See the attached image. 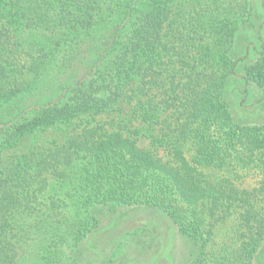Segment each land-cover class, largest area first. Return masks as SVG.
<instances>
[{"label": "trees", "instance_id": "16d2710c", "mask_svg": "<svg viewBox=\"0 0 264 264\" xmlns=\"http://www.w3.org/2000/svg\"><path fill=\"white\" fill-rule=\"evenodd\" d=\"M253 3L0 0V154L44 126H71L62 144L1 164L0 264H77L93 207L139 204L200 242L196 264H253L264 243V124L237 122L226 95L238 75L264 90ZM124 102L142 124L136 136L96 119ZM144 134L166 154L141 146ZM233 214V245L206 263Z\"/></svg>", "mask_w": 264, "mask_h": 264}, {"label": "rangeland", "instance_id": "374dc122", "mask_svg": "<svg viewBox=\"0 0 264 264\" xmlns=\"http://www.w3.org/2000/svg\"><path fill=\"white\" fill-rule=\"evenodd\" d=\"M231 1V0H225ZM262 6V7H261ZM263 0H254V20L264 24ZM256 29L253 28L252 32ZM264 35V30L262 31ZM248 31L240 34L239 45L234 56H241L248 45ZM244 68H240L243 73ZM248 88V93H245ZM226 95L237 122L243 124H264V90L255 83L246 85L238 75L230 78ZM96 119L110 130L121 129L128 135L136 136L135 129L142 126L135 119L133 106L123 103L122 112H104ZM71 126L56 122L39 128L22 138L14 147L0 154V166L13 155L54 148L62 144L70 134ZM155 136L160 132H155ZM150 135L138 136L139 144L158 154L165 155L163 147ZM97 219L80 247L73 252L77 264H196L201 257L200 242L184 234L176 222L162 209L146 205H126L112 212L106 206L91 209ZM90 214V215H91ZM218 225L209 254L204 255L206 263L217 258L222 247L233 245L238 224L234 216ZM210 242V241H209ZM209 244V243H208ZM208 247V246H207ZM207 258V259H206ZM253 264H264V243L253 257Z\"/></svg>", "mask_w": 264, "mask_h": 264}]
</instances>
